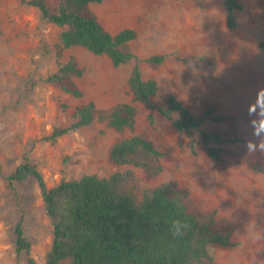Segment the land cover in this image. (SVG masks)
<instances>
[{
	"label": "rangeland",
	"instance_id": "obj_1",
	"mask_svg": "<svg viewBox=\"0 0 264 264\" xmlns=\"http://www.w3.org/2000/svg\"><path fill=\"white\" fill-rule=\"evenodd\" d=\"M47 1L50 6L56 2ZM223 2L105 0L90 5L110 32L136 31L129 49L139 59L143 78L157 81L155 105L164 107L173 95L196 117L208 108L229 116L218 122L205 120L201 126L237 139L210 142L224 149L222 159L214 160L198 131L190 139L157 110L139 102L134 103L137 115L131 130L118 132L107 121L96 120L55 141L44 140L53 128L74 122L81 104L93 101L100 109H110L130 102L127 80L136 60L113 66L107 56L83 47L63 49L59 36L64 28L44 21L28 3L0 0V264H26L25 254L17 253L14 243V226L20 220L38 264H44L51 246L52 224L35 180L29 177L11 185L6 180L24 158L36 165L49 187L83 174L130 172L120 188L139 199L143 189L174 179L204 211L215 210L234 223L231 245L210 246L217 264H264V240L257 238L264 230V157L245 158L240 147L246 104L264 87V0H240L233 29L226 26ZM159 54L166 55L159 64L144 61ZM70 56L83 69L81 77L74 78L82 91L79 98L45 81ZM135 134L151 139L164 153L162 171L154 178L108 158L114 142Z\"/></svg>",
	"mask_w": 264,
	"mask_h": 264
},
{
	"label": "trees",
	"instance_id": "obj_2",
	"mask_svg": "<svg viewBox=\"0 0 264 264\" xmlns=\"http://www.w3.org/2000/svg\"><path fill=\"white\" fill-rule=\"evenodd\" d=\"M21 1L36 7L47 23L64 28L59 36L61 48L83 47L94 55L107 56L113 66L136 60L127 80L132 95L130 102L118 103L110 109H100L93 101L81 104L75 109L74 122L53 128L44 140L55 141L96 120L107 121L118 132L131 130L137 115L135 102L149 110H157L190 139L192 132L198 131L211 159L221 160L224 149L211 146L210 142L223 144L237 140L201 128L205 120L218 122L229 117L213 114V108L196 117L173 95L166 99L164 107L153 103L157 81L143 78L139 59L128 45L136 38V31L124 28L112 33L90 8L91 4L105 0H56L53 6L47 0ZM223 6L226 26L233 29L235 12L241 8L240 0H224ZM165 57L164 54L152 55L144 61L159 64ZM82 74L77 59L70 56L45 81L79 98L82 91L74 78ZM148 121L152 122L151 114H148ZM163 155L151 139L140 134L117 140L108 151L112 163L140 168L146 178L161 173ZM29 177L38 185L52 224L51 246L44 264H61L64 260L72 264H217L210 246L232 244L234 223L227 217L217 216L215 210L204 211L174 179L143 189L139 199L120 188L130 179V172H115L107 177L83 174L73 180L60 179L55 186L49 187L36 165L24 158L6 180L11 185ZM175 220L188 225L181 237L172 234L171 225ZM13 232L17 253L25 254L26 264H38L30 253L31 243L25 236L21 220L15 224Z\"/></svg>",
	"mask_w": 264,
	"mask_h": 264
},
{
	"label": "clouds",
	"instance_id": "obj_3",
	"mask_svg": "<svg viewBox=\"0 0 264 264\" xmlns=\"http://www.w3.org/2000/svg\"><path fill=\"white\" fill-rule=\"evenodd\" d=\"M246 119L241 122V133L245 158L264 157V87L256 89L245 107ZM188 225L180 220L172 222L171 231L174 236L184 235ZM257 238L264 240V230L257 233Z\"/></svg>",
	"mask_w": 264,
	"mask_h": 264
}]
</instances>
